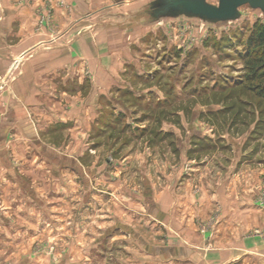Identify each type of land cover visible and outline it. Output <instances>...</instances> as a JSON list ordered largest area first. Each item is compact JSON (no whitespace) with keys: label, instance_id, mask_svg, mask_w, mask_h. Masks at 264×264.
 <instances>
[{"label":"rangeland","instance_id":"374dc122","mask_svg":"<svg viewBox=\"0 0 264 264\" xmlns=\"http://www.w3.org/2000/svg\"><path fill=\"white\" fill-rule=\"evenodd\" d=\"M153 2L0 0V264H197L264 234L243 226L264 212V101L236 87L264 13Z\"/></svg>","mask_w":264,"mask_h":264},{"label":"water","instance_id":"95a60500","mask_svg":"<svg viewBox=\"0 0 264 264\" xmlns=\"http://www.w3.org/2000/svg\"><path fill=\"white\" fill-rule=\"evenodd\" d=\"M246 4L264 13V0H219L218 4L207 0H154L152 6L157 14L163 16L187 15L218 22L238 19L240 7Z\"/></svg>","mask_w":264,"mask_h":264},{"label":"crops","instance_id":"0c3cea01","mask_svg":"<svg viewBox=\"0 0 264 264\" xmlns=\"http://www.w3.org/2000/svg\"><path fill=\"white\" fill-rule=\"evenodd\" d=\"M244 228L247 231L250 227L260 225L261 219H264V212L260 209L250 210L248 209L245 214ZM255 217V221H254ZM262 217V218H261ZM238 218V216H237ZM259 218H261L259 220ZM219 222V221H218ZM264 222L262 226L264 228ZM236 227V226H235ZM262 228V229H263ZM264 235V234H263ZM263 235H247L245 237H229V245L223 243V245L217 244V247L206 252L204 256L200 255V259L197 264H242L240 258L242 255L252 256L257 254L260 256V264H264V236ZM259 242V243H258ZM255 245H259L255 247ZM261 245V246H260ZM206 247V240L204 239V248ZM254 263V262H253Z\"/></svg>","mask_w":264,"mask_h":264},{"label":"trees","instance_id":"16d2710c","mask_svg":"<svg viewBox=\"0 0 264 264\" xmlns=\"http://www.w3.org/2000/svg\"><path fill=\"white\" fill-rule=\"evenodd\" d=\"M243 74L237 86H241L260 101H264V22H257L249 35L243 54ZM143 130H147L144 128ZM171 138L173 133L161 132L160 136ZM157 136V134L155 135ZM174 143V140H173Z\"/></svg>","mask_w":264,"mask_h":264}]
</instances>
